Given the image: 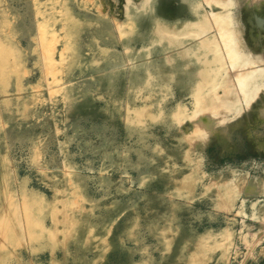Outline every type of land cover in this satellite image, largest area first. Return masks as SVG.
<instances>
[{
  "label": "rangeland",
  "instance_id": "obj_1",
  "mask_svg": "<svg viewBox=\"0 0 264 264\" xmlns=\"http://www.w3.org/2000/svg\"><path fill=\"white\" fill-rule=\"evenodd\" d=\"M0 264H264V0H0Z\"/></svg>",
  "mask_w": 264,
  "mask_h": 264
},
{
  "label": "bare ground",
  "instance_id": "obj_2",
  "mask_svg": "<svg viewBox=\"0 0 264 264\" xmlns=\"http://www.w3.org/2000/svg\"><path fill=\"white\" fill-rule=\"evenodd\" d=\"M227 98V94H225V96H223V99H226ZM223 99H221L223 102H226V101H224ZM223 105H220V104H216V105H214L211 109L215 112V114L216 115H218V113H219V107H223V106H225V103H222ZM211 114H212V112H211Z\"/></svg>",
  "mask_w": 264,
  "mask_h": 264
}]
</instances>
